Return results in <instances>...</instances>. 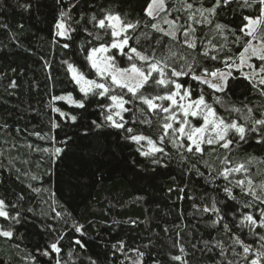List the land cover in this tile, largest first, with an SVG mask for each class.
<instances>
[{"label": "snow or ice", "instance_id": "obj_1", "mask_svg": "<svg viewBox=\"0 0 264 264\" xmlns=\"http://www.w3.org/2000/svg\"><path fill=\"white\" fill-rule=\"evenodd\" d=\"M55 2L60 10L53 24L54 43L69 49L74 34L82 32L86 45L80 52L96 78L89 79L85 71L62 61L81 98H74L72 92L52 96L49 107L59 119L50 118L49 132L28 133L50 146L27 143V148L47 157L51 170L62 162L71 140L67 133L58 139V130L78 123L77 115L55 107V103L65 101L70 108L81 110L96 103L103 120H93L95 128L122 131L124 140L137 145L136 151L150 166L167 168L177 161L188 172L204 177L197 167L203 163L211 169L208 183L217 192L210 199L205 193L203 200L208 202L201 206L193 203L192 207L201 217L208 216L211 231L222 232L225 238L211 236L210 231V239L201 238L189 248L177 232L163 254L166 258L160 252L154 254L149 241L143 248L131 249L135 258L125 256L130 264H146V257L150 264H192L194 258L196 264L205 260L211 264H264V172L253 171L254 165L264 161L255 156L242 162L231 158L235 149L250 141L264 148V104H250L246 95L243 99L237 96L239 89L242 95L254 92L264 98V0H136L135 4L131 0H108V6L101 5L90 15L73 14L80 0H69L67 5L65 0ZM17 6L24 11L32 7L30 0H17ZM88 7L93 5L89 3ZM229 14L238 15L240 23L232 26L222 22ZM142 37L148 41L147 46H141ZM45 67L51 65L46 62ZM16 86L15 81L10 82V87ZM127 114H131V120ZM133 126L145 127L137 132ZM0 132L4 146H23L7 139V124L0 126ZM14 132L18 137L22 130L16 128ZM169 144L174 153L168 149ZM208 150L221 152L220 167L214 168L205 159ZM30 178L39 179L35 175ZM220 180L222 187L216 183ZM235 189H239L238 194ZM176 190L184 192L183 187ZM221 192L223 196L218 199ZM52 212L51 220L64 219V213L54 207ZM24 219L17 204L0 198V238L14 242L17 226ZM71 227L84 235L83 225L73 221ZM42 230L52 238L38 248L39 255L62 264L64 234L53 223L42 226ZM248 236L252 239L246 242ZM73 243L85 247L80 239ZM112 247L125 253L122 240ZM30 258L37 264L36 255L30 254ZM90 264L97 261L92 259Z\"/></svg>", "mask_w": 264, "mask_h": 264}, {"label": "trees", "instance_id": "obj_2", "mask_svg": "<svg viewBox=\"0 0 264 264\" xmlns=\"http://www.w3.org/2000/svg\"><path fill=\"white\" fill-rule=\"evenodd\" d=\"M24 2L29 0H19V3ZM131 2L135 4L136 0ZM30 3L31 9L24 11L17 6V0H0V25H7L0 27V126L7 124V139L23 145L17 149L4 146V135L0 132V151L4 153L0 156V198L17 204L25 218L24 223L17 226L14 242L0 238V264H32L30 254L36 255L37 264H55V260L49 262L37 251L52 238L42 230L48 223L55 224L64 234L62 264H90L92 259L97 264H130L125 256L135 258L131 249L143 248L149 241L153 253L160 252L162 258H166L163 254L170 249L177 232L189 248L193 243H200L201 238L210 239L208 216L201 217L192 205L208 202L203 200L205 193L209 199L217 196L208 183L211 169L203 163L198 164L200 171L205 173L200 177L195 171L188 172L177 161L170 162L167 168L150 166L136 151L137 145L124 140L122 131L108 127L97 129L92 125L93 120H103L102 110L96 103H90L83 110L70 108L65 101L55 103V107L77 115L78 123L63 125L64 131L58 130V139L67 133L71 140L66 156L51 170L47 168V157L27 148V143L50 146L28 133L49 132L50 118L59 119L49 107L52 96L72 92L74 98H81L62 61L73 63L85 71L89 79L96 78L94 72L86 68L87 62L80 52V47L86 45L82 32L74 34L75 40L69 49L54 43L53 24L60 10L55 0H30ZM68 3L69 0H65V5ZM89 3L92 8L88 7ZM101 5L108 6V0H80L73 14L90 15ZM222 22L235 26L240 19L236 14H229ZM147 44L142 37L141 46ZM46 62L50 68L45 67ZM12 81L16 82L15 88L10 87ZM244 95L250 104H264V98L256 93L242 95L237 90L240 99ZM236 103L239 106L240 100ZM216 107L219 109L218 105ZM127 118L131 120V114H127ZM133 127L139 132L145 126ZM16 128L22 130L18 137L14 132ZM168 149L175 152L171 144ZM208 152L205 159L214 168L220 167L221 152ZM253 156L264 161V148L254 141L231 154L234 162ZM257 169L264 172V163L253 166L254 172ZM32 175L39 179L31 180ZM216 183L223 186L222 180ZM178 187H183L184 192L176 190ZM33 188L40 191L35 192ZM169 188L174 190L170 192ZM234 193L238 194L239 189ZM222 196L221 192L217 198ZM53 207L64 213L63 220L50 219L54 215ZM73 221L84 226L83 236L72 229ZM211 236L225 238L222 232L216 231H211ZM76 239L85 245L83 249L73 243ZM251 239L246 237V242ZM121 240L126 246L123 254L112 247ZM145 259L146 264H150V260ZM192 264H196L195 258ZM204 264H211V261L205 260Z\"/></svg>", "mask_w": 264, "mask_h": 264}]
</instances>
